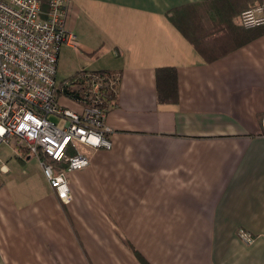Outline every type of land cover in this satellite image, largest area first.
<instances>
[{"label": "crops", "instance_id": "1", "mask_svg": "<svg viewBox=\"0 0 264 264\" xmlns=\"http://www.w3.org/2000/svg\"><path fill=\"white\" fill-rule=\"evenodd\" d=\"M260 3L70 0L79 46L58 68L119 75L113 146L69 175L66 202L38 157L0 144V264H264V26L240 22Z\"/></svg>", "mask_w": 264, "mask_h": 264}, {"label": "built area", "instance_id": "2", "mask_svg": "<svg viewBox=\"0 0 264 264\" xmlns=\"http://www.w3.org/2000/svg\"><path fill=\"white\" fill-rule=\"evenodd\" d=\"M69 3L50 0L44 10L42 0H0V144L17 140L38 157L51 187L66 202L72 199L69 175L88 167L93 151L113 146L114 130L107 122L111 105L104 104L100 91L117 82L92 72L57 80L61 48L79 46L65 26ZM240 22L264 26V3L244 10ZM65 99L80 108L68 107ZM261 125L264 132V116ZM238 234L254 242L245 229Z\"/></svg>", "mask_w": 264, "mask_h": 264}, {"label": "trees", "instance_id": "3", "mask_svg": "<svg viewBox=\"0 0 264 264\" xmlns=\"http://www.w3.org/2000/svg\"><path fill=\"white\" fill-rule=\"evenodd\" d=\"M49 2H50V0H42V7H43L44 10H47V8L49 6ZM174 11L170 12L168 14V16L175 23V25H177L178 27L181 28V25H180L179 21L177 20L176 14H175ZM86 72L107 73L108 75H110V77H113V79L117 80V82H115L112 85H110L109 83L105 84L101 88V91H100L101 96L104 99V104H106V105H114V103L116 102V99H117L118 83L120 81L119 75H117L115 72H113L111 70H96V71H92V70L82 69V70L77 71L73 76L68 77L67 79H71L72 80V79L78 77L79 74L86 73ZM161 73L162 74L166 73L167 74V78H169V80L163 86H162V84L160 85L159 93H158L159 100L160 101L172 100V99H174L172 97L175 94L177 95V89H176L177 88V74H176V70L174 68H163V69H160L158 71V76H161ZM66 92L68 94H70V95L72 94L68 90ZM72 95L75 96V97H79L80 96V92H74ZM136 253H137L138 256H140V254L138 252H136ZM140 259L142 260V262L144 264H149L142 256H140Z\"/></svg>", "mask_w": 264, "mask_h": 264}, {"label": "rangeland", "instance_id": "4", "mask_svg": "<svg viewBox=\"0 0 264 264\" xmlns=\"http://www.w3.org/2000/svg\"><path fill=\"white\" fill-rule=\"evenodd\" d=\"M73 66L71 65V68L68 67L67 65H65V67H62L60 66L58 68V76H57V80L60 82V81H64V80H67L68 78V75H70V72L72 70ZM52 119H56L58 120L59 122H61L59 119L55 118V117H52ZM13 144H17V140H13L12 141ZM23 145V144H22Z\"/></svg>", "mask_w": 264, "mask_h": 264}]
</instances>
